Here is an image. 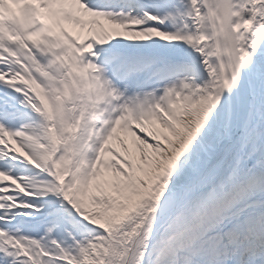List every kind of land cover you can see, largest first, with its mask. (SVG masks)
<instances>
[{
    "label": "bare ground",
    "instance_id": "bare-ground-1",
    "mask_svg": "<svg viewBox=\"0 0 264 264\" xmlns=\"http://www.w3.org/2000/svg\"><path fill=\"white\" fill-rule=\"evenodd\" d=\"M164 1L168 8L176 9L175 13H182L179 21L185 26L177 32L179 38L163 34L162 39L171 48L181 44L187 48L191 53L188 60L196 63L201 78L189 79L192 87L187 110L166 137L154 135V127L146 121L138 122L137 140L127 131H120L113 148L129 157L132 151L138 154L133 176L137 188L132 197L117 202L99 219L74 217L76 221L85 219L80 223L86 224L87 230H93L85 232L83 264H106V259L110 264L125 261L126 264H161L164 256L155 254L160 243L156 241L157 236L169 234L177 222L190 224V220L193 231H200L214 223L220 204L225 203L222 206L225 210L235 211L241 204L249 206L251 196L260 190L257 177L264 168V20L261 19L264 0H235L239 53L248 83L244 109L240 106L241 89L235 72L228 69L223 57L219 33L220 60L215 57L199 0ZM196 27L201 40L198 49L190 43ZM170 54L179 56L173 51ZM202 67L208 68L212 89L201 72ZM31 84L32 100L42 101L47 90L35 88L34 81ZM54 92L52 89L47 94ZM210 93H213L212 99L208 97ZM44 103L48 104L47 100ZM37 125L25 123L26 139L22 137L24 140L18 143L21 129L14 130L6 150L10 159L26 155L24 165L16 161L11 165L13 171L24 175L21 184L29 187L35 198L42 197V189L48 184L40 173L45 150ZM15 143L20 148H15ZM3 166L1 178L9 176L10 165L6 169L3 162ZM246 181L252 184L244 185ZM47 201L44 199L45 204ZM189 214L191 217L187 219ZM193 215L198 223L193 221ZM126 219H131L130 224ZM260 234H257L258 240Z\"/></svg>",
    "mask_w": 264,
    "mask_h": 264
},
{
    "label": "rangeland",
    "instance_id": "rangeland-1",
    "mask_svg": "<svg viewBox=\"0 0 264 264\" xmlns=\"http://www.w3.org/2000/svg\"><path fill=\"white\" fill-rule=\"evenodd\" d=\"M187 92H188V90L185 91V100H184L185 105L183 107V110L187 106V99H188ZM180 113L174 115V118H176V121L174 120L172 122H168V121L156 120L155 124H153L151 119L149 121H150V123H152L153 125H155L158 128L159 135L156 133L158 136L166 137L167 134H169L170 130L172 129L173 125L177 124L179 122L178 118H180ZM158 119H160V117ZM129 130L132 131L134 133V135L136 136L134 138H137V130L132 129V128H129ZM61 163H64L63 160H61ZM121 165H122V162L120 160H116V161H113V164H112L111 167H112V169H114V168L115 169H119L121 167ZM78 173H79V170H78L77 167H75V173L73 172V174L70 177V180H68L69 188L74 184V182L77 180V178L79 176H81V174L78 175ZM133 175H134L133 171L129 170L127 172V174L124 177L125 182H123L122 185L120 187H118L116 189V191L114 192L116 194V198L115 199H118V200L129 199L130 197H132L134 195V192H135V189L137 188V185L135 184ZM71 191L72 192L74 191V189L72 187H71ZM46 193L51 195V194H53V191H52V189L50 187H48V189L46 190ZM26 198L30 199L29 191L27 193ZM33 201L37 202V204H39V200L38 199L37 200H33ZM111 206L112 205H109V206L107 205V206L103 207L99 211H92L91 213L87 212L86 214L90 215V217L93 216V218H97V217L103 216L104 213L108 212V208L111 207ZM104 218H106V217H104ZM83 251H84V243L80 247V252L78 253L79 261H80L79 264H83ZM66 256L69 257L68 255H66ZM107 262H108L107 264H110L108 259H107ZM114 264H116V262H114Z\"/></svg>",
    "mask_w": 264,
    "mask_h": 264
}]
</instances>
